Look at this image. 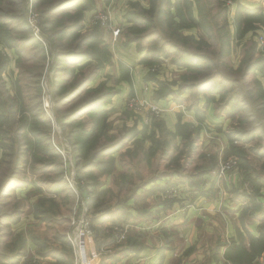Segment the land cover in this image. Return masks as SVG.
Here are the masks:
<instances>
[{"label":"rangeland","instance_id":"374dc122","mask_svg":"<svg viewBox=\"0 0 264 264\" xmlns=\"http://www.w3.org/2000/svg\"><path fill=\"white\" fill-rule=\"evenodd\" d=\"M62 1L0 0V63L3 62L5 67L0 75V121L6 131L0 146V264H68L72 258L74 235V243L80 234L91 236L80 231L83 230V222L90 226L89 221L101 211L109 219L117 217V209L111 212L113 205L119 204L121 209L130 207L129 203L135 199L132 190L140 184L141 178L163 171H195L204 156L208 163L211 157L221 156L218 163L220 174L234 171L239 162L226 157L227 148L223 145H219L214 154L211 153L212 147L193 148L192 144L179 149L170 145L162 151L160 139L170 137L175 140L182 128L176 131L165 128L169 122L167 115L154 101L152 103L161 110L158 116H150L145 107H139V103H130L137 95L131 90L132 83L127 73L122 74L120 80L106 74L110 56L103 33L105 28L110 30V26L113 27L109 9L102 5L97 7L96 0H76L58 8L57 4ZM226 1L217 2L220 9L213 19L214 24L224 28L228 27L226 12L229 7L225 8L223 3L231 4ZM102 12L107 14L108 20L105 23L94 21ZM129 12L124 14V28L119 26V35L125 36L126 43L131 42L129 37H133L139 44L144 42L149 50L162 47L159 51L155 49L157 53L174 50L170 42L175 40L178 44V39L170 34L166 22L159 20L153 27L137 21L131 23L129 19L133 20L134 16L129 18ZM238 16L245 28L242 36L236 33L238 43L234 42L232 47L240 49L239 64L231 65V56L224 61L225 54L223 60H218L215 38L203 35L210 39L211 45L197 52L211 56V62L202 61V64H207L204 66L211 67H205L199 73L191 68L192 74L187 75V80L191 83L189 85L197 87L203 79L213 76L204 85L205 100L213 101L215 93L218 95L216 105L225 107L229 103L231 112H234L230 116L231 124L223 134L232 131L233 137L240 139L241 144L244 139L252 138L250 146L257 147L264 141L261 131L264 130V93L251 75L255 68L262 70L264 66V20H256L261 16L256 12L249 15L241 11ZM249 19L253 29H250L251 23L247 24ZM236 20L237 17L235 23ZM34 26L38 29V37L34 36ZM155 33L159 35L153 38ZM219 38L218 46L221 45ZM227 38L225 32V42ZM160 43L165 44L164 48L157 46ZM239 43L241 45L237 46ZM250 49L254 50L253 55H247ZM248 56L250 60L259 61L254 69L244 71L243 62ZM121 67L122 71L125 69L129 73L128 66L119 65ZM102 76L104 79L98 81ZM247 76L250 78H245ZM120 81H125L122 83L125 89L126 85L130 88L129 98L119 109L109 107L112 97L120 91ZM175 82L163 81L157 88V94L162 98L168 91L172 92L169 85L176 86ZM143 86V91L149 92L148 82ZM229 96L236 100L230 103ZM99 98H102L103 105H98ZM178 117L174 126H194L193 123H182ZM197 121L198 126H204L199 115ZM205 125L208 128L221 126L209 125V122ZM146 126H153L149 136L145 132ZM247 131L252 133H245ZM137 132L142 138H154L157 146L152 153L140 144L126 143ZM112 143L123 144L115 157L116 165L121 166L122 171H117L115 166L113 176L106 173L111 172L115 159L111 155L96 159V151ZM128 143L132 150L125 147ZM232 150L242 151L236 147ZM252 151L257 154L256 150ZM230 161H236V164L222 169ZM91 183L94 185L88 188L113 186L112 190H102L95 195L92 204L100 202L99 210L90 209L83 196V190L88 189L85 186ZM169 187H175L176 196L179 195L177 185ZM93 228L96 225L93 224ZM122 228L116 227L118 230ZM21 240L27 241L24 251L27 256L18 263L15 261L23 252ZM73 251L78 256V249ZM56 254L63 256L55 257ZM29 255L31 257L26 263Z\"/></svg>","mask_w":264,"mask_h":264},{"label":"crops","instance_id":"0c3cea01","mask_svg":"<svg viewBox=\"0 0 264 264\" xmlns=\"http://www.w3.org/2000/svg\"><path fill=\"white\" fill-rule=\"evenodd\" d=\"M149 1L96 0V6L102 5L108 8L112 28L120 29L119 26L124 28L123 26L126 25L124 19L126 12L134 11L137 7L148 8ZM207 1L210 16H213L214 19L220 9L217 4L219 0ZM174 2L175 0H169L163 13L170 14L177 22L181 15L176 11ZM186 2L189 5V16L198 20L199 3L196 0H186ZM239 5L245 9H257L259 13L264 14V0H231L230 5L223 3L225 8L229 7V11L225 9L228 12H226L228 27L225 28L228 35L225 50L228 53H225L223 58L225 61L227 56H231L233 62L231 65L233 66L239 64L237 59H239L238 51L240 49L232 48L234 42L238 43V39L235 38L237 26L234 20L240 14ZM183 16L185 17V15ZM112 28L110 30L105 28L103 33V40L108 45L110 56L109 65L105 67L107 68V70L105 69L106 74L109 73L115 80H120L122 74L127 73L131 79V90L134 95H137L138 99L154 101L163 109L164 115H167L166 118L169 121L168 126H164L165 128L176 131L179 127L186 130L187 135L193 134L188 138L183 137L181 132L180 135L175 136V138L177 137L175 140L170 137L160 139L162 151L169 148L170 145L178 148L192 144L193 148L196 146L203 147L202 149L212 147L214 150L211 153L214 154L215 149L219 145H223L227 148L226 157L234 158L239 162L234 171L220 174L218 163L221 156L211 157L210 163L206 162L207 158L204 156L200 158V165L196 167L195 171L177 173L176 171L165 172L162 170V173L150 174L148 177L141 178L140 184H137L132 190L135 199L133 198L129 203L130 207L121 209L119 204H114L111 212L117 209V217L109 219L105 215L106 213L101 211L89 221L95 233L91 236L82 234L78 236L75 247L71 245L73 248L72 258L68 264H264V141H261L256 147L249 144L252 138L244 139L241 144L240 139L233 137L232 131L226 132L225 136L223 132L227 126H230V116L234 112H231L233 110H231L232 106L229 108V103L225 107L217 106L218 95L215 93L213 101L205 100L206 88L204 85L213 79L212 76L206 78L204 84H202L203 81L200 82L201 85H197V87L189 85L191 83L187 80V75L192 74L191 68L196 69V72L199 73L200 70L207 67L204 66L205 62L202 64V57L194 56V54H202L197 51L211 45L210 39L203 36L207 34L200 27L186 25L178 29L180 39H178V44L176 43L177 47L175 42L170 44L174 48L173 51L165 50L157 53L155 49L159 51L162 50V47H153V50H149L144 46V42L139 44L136 39L126 43L125 36L122 33L113 35ZM209 34L210 37L215 38L218 51L221 46H218V35L215 32ZM243 34L238 35L242 36ZM248 35L249 33L244 36ZM156 36L158 35H153V38ZM186 38L194 40L191 42L193 47L186 41ZM201 39H204L205 43H202L203 46L200 43L197 47ZM242 40L245 41L244 38ZM162 43L165 42L162 40ZM162 43L157 46L164 48L165 44ZM240 45L241 43L237 46ZM185 51H189L190 56ZM122 64L130 68L129 73L125 69L122 71V67L119 68V65ZM261 69L255 68L251 76L264 89V66ZM125 76L127 77L126 74ZM102 79H104L103 76L98 81ZM163 81L166 83L176 81L174 84L176 86L169 85L172 92L168 91L161 98L157 94V88ZM123 82L125 83V81H120V86H118L120 91L112 97L109 107L119 109L129 98L130 88L126 85L125 89ZM145 82H148L149 92L143 91ZM251 95L253 96L252 93ZM232 99L236 100L233 97ZM231 101L229 98L230 103ZM177 115L182 123H193L194 126H174ZM198 115L204 121V126H198ZM205 122H209V125L220 124L221 126L216 128L209 126L208 128ZM152 127L146 126L145 128L148 136ZM248 131L245 133H252ZM261 131L264 134V130ZM131 136L134 137L127 139L126 143L140 144L139 146L146 147L150 153L157 146L154 138H142L139 136V132ZM129 143L125 147L132 150V145ZM240 144L241 146H238ZM232 147L242 149L241 154H230ZM117 148L118 151L115 150L107 154L115 159L110 169L111 172L106 173L111 176L114 175L115 166L117 171L122 168L116 165L115 157L120 151V148ZM252 150H256L257 154L252 153ZM143 156L146 158L145 155ZM239 163L241 164L239 165ZM106 181L109 182V178ZM169 184L178 186L179 195L171 198L173 199L171 201L163 202L160 195L163 188ZM92 185L94 183H91ZM98 186L89 188L93 198L96 194L102 193V190L110 191L113 188V186L105 188ZM92 202L87 204L90 209L97 208L99 210L100 202L96 204H92ZM93 224L96 225V228H93ZM117 226L126 229L125 239L119 238ZM22 242L24 243L21 244L23 252L15 261L18 263H22L27 256V252H24L27 241L21 240ZM74 249H78V256L74 254ZM56 256L62 257L63 254H56ZM30 257L31 255L28 256L26 263Z\"/></svg>","mask_w":264,"mask_h":264},{"label":"trees","instance_id":"16d2710c","mask_svg":"<svg viewBox=\"0 0 264 264\" xmlns=\"http://www.w3.org/2000/svg\"><path fill=\"white\" fill-rule=\"evenodd\" d=\"M74 1H76V0H63L62 2L57 4L58 5L57 7L59 8L60 6H63V5L68 4V3H72ZM196 1L199 3L198 4V8H199L198 9V11H199L198 12L199 13L198 14V17H199L198 20H194L193 18H191L189 16V13H188L189 5H188V2H186V0H175V2H174V6H175L176 11L179 12V14L181 15L180 20L177 22L175 20H173V18L171 17L170 14L163 13L164 7L167 4H169V0H150L148 8L137 7L136 10L129 12V14H128L129 18L132 15L134 16V19L133 20L129 19V21L131 23L133 21H137V22H139L145 26H148V27H153L155 24H157V22H159V20L162 22H166L168 24V27L170 28L169 29L170 34H172L173 36H177V39H180L179 35H178V29H181L182 27H185L186 25L200 27L202 29V31L209 36H210V34H209L210 32L211 33L215 32L218 36L220 35V38L219 37L218 38L221 41V46H220L218 53H217L218 54L217 59L221 60V59H223L222 57L226 52V50H225V41H226V39H225V32H226L225 28L223 26H217L216 24L213 23V16H210V8H209V3L207 0H196ZM222 1H224V0H222ZM238 9H239L240 13H241V11H243V12H246V14L253 15L256 12L258 14H261L260 17H264V14L262 12L259 13L257 9H245V8L241 7L240 5H239ZM183 15H185V17ZM260 17L257 18L256 20H264V19H260ZM240 18L241 17L238 16L237 20H236L237 32H238V34H243V32L245 31V28L243 26V23H241ZM256 22H259V21H256ZM248 23H251V19H249L247 21V24ZM245 24H246V22H245ZM253 28H254V25H253V23H251L250 29H253ZM154 35H159V34L155 33ZM190 38H186V41L188 43H191L192 41H194V40H191L192 38L191 39ZM202 38H204V37H202ZM128 39H129V41L135 40L133 37H129ZM30 40H28V41L30 42ZM173 42H175V46L177 47V44H176L177 42L175 40H172L170 43H173ZM200 43L201 44L205 43L204 39H201V42H198L197 47L199 46ZM253 49H250L247 55H251V54L253 55V52H254ZM185 53H187V55L190 56L188 54L189 51H185ZM191 53H196V52H191ZM194 56L202 57V59L207 61L208 63L213 60L211 58V56L208 54H203V53L202 54H194ZM253 61H255V60H252V59L250 60L249 56L247 57L246 62L244 60V62H243V63H245L244 71H246V70L250 71V70L254 69L256 64L258 63L259 59L256 60L255 62H253ZM210 67H211V65H208L206 68H210ZM203 68H204V66H203ZM4 69H5L4 63L1 62L0 63V75L4 71ZM204 82H205V80L203 79L202 84H204ZM102 85L103 84L98 86V89H100L102 87ZM259 88L264 93V89L261 88L260 85H259ZM259 94L261 95L262 93H259ZM111 95L112 94H109L108 96H111ZM262 95H264V94H262ZM230 100H234V99H232V97H230ZM102 101H103L102 98H99L98 99V105H103ZM3 124L4 123L2 121H0V146H2V142H1L2 137H4V135H6L5 134L6 131L3 130V127H4ZM9 127H11V126H9ZM93 130H95L94 127H93ZM178 130H179V127H178ZM181 132L183 133V137L190 138V135H187L186 130L182 129ZM86 137H89V136L86 135ZM119 144L112 143V144H108L106 146H102L101 148L98 149V152L96 151V159L103 157V156L107 155L108 153H111L112 151H115L114 149L119 147ZM3 145H6V144L3 143ZM233 148L234 147H232V149ZM151 149H152V147H151ZM231 152L234 154H237V155L241 154L240 151L234 152L233 150H231ZM171 185L172 184L166 185L163 189H165ZM86 187L87 188L91 187V184L85 186V188ZM86 191H87V193L84 196V199L86 200L87 204H90L92 201H94V198L92 197V195L89 191V188ZM171 200H173V199H171V198L170 199H163V202H168Z\"/></svg>","mask_w":264,"mask_h":264},{"label":"built area","instance_id":"2783aa9c","mask_svg":"<svg viewBox=\"0 0 264 264\" xmlns=\"http://www.w3.org/2000/svg\"><path fill=\"white\" fill-rule=\"evenodd\" d=\"M226 2L231 3L229 0H227ZM107 20H108L107 14L102 12V13H99L95 17L94 21H100L102 23H105ZM110 28H112V27L110 26ZM119 31H120L119 28H112L113 35H117L119 33ZM33 33H34V36L38 37V29H37L36 26H34V28H33ZM132 102L139 103L138 105H139L140 108L145 107L147 109L148 113L151 114L150 116H152V115L158 116L160 114V112H161L160 108L156 104H154V102L152 103V101L151 102H147L146 100L141 101L137 97H133V99L130 101V103H132ZM235 164H236V161L235 162L234 161H230L229 163L226 162L224 164V166L222 167V169H224V168L227 169V168H229L231 166H234ZM176 194H177V189L175 187H167V188H165L164 191L161 192V195H163L162 196L163 199L173 198L174 196H176ZM80 231L84 232V233H86L88 235H93L92 228L85 222H83V230H80ZM117 231L119 233L118 236H119L120 239H125L126 238V234H127L126 229L122 228V229L117 230ZM74 241H73V245L75 247L76 242L74 243Z\"/></svg>","mask_w":264,"mask_h":264},{"label":"water","instance_id":"95a60500","mask_svg":"<svg viewBox=\"0 0 264 264\" xmlns=\"http://www.w3.org/2000/svg\"><path fill=\"white\" fill-rule=\"evenodd\" d=\"M86 195V191L85 190H83V196H85Z\"/></svg>","mask_w":264,"mask_h":264}]
</instances>
